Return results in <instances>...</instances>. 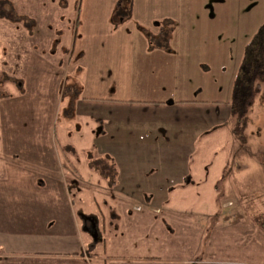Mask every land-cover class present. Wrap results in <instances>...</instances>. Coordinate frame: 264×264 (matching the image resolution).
Returning a JSON list of instances; mask_svg holds the SVG:
<instances>
[{
    "label": "crops",
    "instance_id": "crops-1",
    "mask_svg": "<svg viewBox=\"0 0 264 264\" xmlns=\"http://www.w3.org/2000/svg\"><path fill=\"white\" fill-rule=\"evenodd\" d=\"M59 1L46 0V19L51 13L65 17V2L63 7ZM120 1L81 0L71 48L59 40L47 49L55 62L59 55L67 59L65 68L62 59L46 69V81L59 70L70 79L62 103L69 121L85 124L96 158L41 155L26 164L19 156L0 155V264H264V234L248 219L242 220L246 232L262 248L248 252L255 258L243 263L216 256L224 230L212 231L213 221L225 226L229 220L225 204L215 205L225 167L212 174L222 157L209 150L212 141L222 146L229 133L235 136L230 107L219 100L228 70L219 35L256 33L264 21L241 19L243 0H128L127 14L115 21ZM11 7L13 18L0 19L14 27L28 19L27 31L16 30L39 35L32 19ZM47 28L53 26L46 21L40 39ZM13 82L9 77L3 85ZM71 137L61 132V145L70 146ZM97 159L113 166L112 184L91 166ZM70 184L78 193L93 187L104 195L102 204L86 209V219L76 210ZM89 216L97 219L90 227Z\"/></svg>",
    "mask_w": 264,
    "mask_h": 264
},
{
    "label": "rangeland",
    "instance_id": "rangeland-1",
    "mask_svg": "<svg viewBox=\"0 0 264 264\" xmlns=\"http://www.w3.org/2000/svg\"><path fill=\"white\" fill-rule=\"evenodd\" d=\"M8 1L19 15L24 12L22 13L24 16L32 19L35 23L32 28L37 30L39 35L35 34L34 37H29L26 33L16 30V26H18L23 32H25L24 30L27 31L30 24L28 19H21L23 21L15 24V27L9 20L0 19V138L3 140L2 146H0V155L19 156L22 163L26 164L30 157L41 155L53 157L76 154L86 157L87 154L93 153L92 157L89 156L95 159L96 150L93 151L92 148L95 149L96 147L87 146L91 143V138L87 134L85 124L81 121H69V110L65 105L69 88H65V83L70 79L65 76L64 71L59 70V72L52 71L48 74L46 81V69H53L58 62L62 59V61L65 60V56L59 55L55 57L57 58L55 62L54 57L47 49L53 41L57 44L59 40H61L62 46L71 48L76 28L79 27L77 18L80 13L81 0L59 1L62 6L65 2L62 12L65 16L63 19L58 18L59 14L56 15L55 13H51L46 19V0ZM9 2L5 6L6 8L10 7ZM242 4L241 19L244 20L247 16L253 20L258 17L256 21L259 24L264 21V0H243ZM126 5L127 2H119L113 13V20L116 21L127 14ZM45 20L47 23L50 22L53 28L51 30L47 28L50 32L46 34L44 40L40 39V33L46 23ZM255 34L247 33L246 30L242 29L241 33L235 35H219V39L224 40V46L227 48L228 64V66L226 65L227 75L221 76L222 84L220 87L224 90L219 100L229 107L233 83L240 67L239 63L243 61L246 46L253 40ZM148 35L152 37L153 33H148ZM65 48H61V50L64 51ZM46 58L52 60L51 66L46 65ZM66 60L60 64L62 65L61 68H65L67 65ZM236 64L238 67H235ZM235 68H237L236 76L231 82L230 76ZM9 77L17 83L13 82L12 85L8 86L3 85ZM58 78L62 81L61 88L58 95L54 96V88ZM46 87L49 90H46ZM5 94L10 96L1 97ZM62 100L65 103H62ZM80 127L83 131L78 130ZM63 131L72 134L70 146L61 145L60 137ZM53 133L57 139L55 145H51L49 139ZM81 135L83 136L82 139H80ZM223 137L220 138V143ZM245 137V141H241L236 135L232 136L229 133L227 138L223 140L222 146H218L212 141L209 150L220 152L219 155L222 157L214 162L211 169L212 174H217L220 170L222 172L224 167L226 173L225 180L219 178L221 181L219 185L222 188L218 191L217 198L215 197V205L217 208H221L225 204L226 209L224 210L229 222L224 226L221 223L217 225L216 221H213L212 231L215 227L218 228L219 232L221 229L224 230L223 233L219 234L222 236V241L221 248L215 250L218 253L216 256L223 260L241 259L243 263H248L255 258L249 257L248 252L262 248L258 246L261 245L259 240L256 241L253 238L255 235L250 237V234L246 232V224L242 220H253L264 234V84L248 114ZM33 140H39V145L35 146L36 142L32 143ZM39 146L41 149L38 148ZM98 161L100 165L101 160ZM78 164L83 172L85 163ZM70 185L76 210L79 211V215L83 219L88 218L85 214L86 209L91 211L97 202L102 204L104 195L98 194L93 187H86L83 189V193H78L77 185ZM146 197L150 198L151 195L148 194ZM213 203L214 200H208L211 209L214 208ZM96 220L95 216H89V227L92 226V221L93 224H96ZM91 239L94 240V235ZM111 240L115 245L120 243L117 239Z\"/></svg>",
    "mask_w": 264,
    "mask_h": 264
},
{
    "label": "trees",
    "instance_id": "trees-1",
    "mask_svg": "<svg viewBox=\"0 0 264 264\" xmlns=\"http://www.w3.org/2000/svg\"><path fill=\"white\" fill-rule=\"evenodd\" d=\"M124 1L128 2V0H121L120 2ZM8 2V0H2L0 2V16L11 19L14 16L12 7L11 5L9 8L5 7ZM263 84L264 24L256 32L253 40L247 44L243 61L239 67L232 88L230 110L233 117V132L241 141H245V130L248 126V114L253 107L257 96L262 91ZM98 165V160H93L91 162V166L99 169L104 176L109 177L112 184L115 177L113 166L106 167L107 164L103 161H101L99 166ZM225 178L226 173L223 172L221 180H225ZM89 248H93V243Z\"/></svg>",
    "mask_w": 264,
    "mask_h": 264
},
{
    "label": "water",
    "instance_id": "water-1",
    "mask_svg": "<svg viewBox=\"0 0 264 264\" xmlns=\"http://www.w3.org/2000/svg\"><path fill=\"white\" fill-rule=\"evenodd\" d=\"M94 235V239L97 240V234L96 232L95 233H92V236Z\"/></svg>",
    "mask_w": 264,
    "mask_h": 264
}]
</instances>
